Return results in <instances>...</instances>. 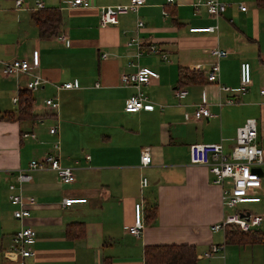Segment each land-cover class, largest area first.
Listing matches in <instances>:
<instances>
[{"label":"crops","instance_id":"crops-1","mask_svg":"<svg viewBox=\"0 0 264 264\" xmlns=\"http://www.w3.org/2000/svg\"><path fill=\"white\" fill-rule=\"evenodd\" d=\"M70 0H0V61L29 59L39 52V74L44 83L32 92V118L0 121V264H15L4 256L13 247V235L21 227L36 232L34 256L25 264H145L148 246L191 245L196 264H264L262 245H227L224 232H212L228 214L222 205V188L213 184L205 166L191 165L188 147L197 143H219L228 152L236 130L246 120L258 121V143L264 150V7L256 0H217L226 5L219 17L195 10L198 0H145L137 14L121 16L117 26L101 28L99 7L125 5L129 0H90L89 9H73ZM55 9L61 23L49 39L39 38L32 21L38 10ZM240 7H245L241 11ZM167 13V17L163 16ZM139 58L125 46L136 35ZM215 27L209 33L190 29ZM64 38V42H61ZM155 46L167 56L149 53ZM228 52L217 61L211 49ZM106 58L102 59L101 55ZM218 62V82H207L211 66ZM252 67L253 85L239 97V104L218 107L236 98L240 65ZM137 67L158 74L143 87L152 111L128 114L125 100L135 93L120 85L122 73ZM179 69L199 71L202 84L184 86V97L176 98ZM27 77L17 80L0 72V116L16 113L12 99L24 89ZM65 83H77L70 90H57ZM97 85V86H96ZM230 90L222 92L219 87ZM208 104L212 118L195 120L194 112ZM47 99L59 103L57 111L44 107ZM58 126V135L49 129ZM33 133L36 138H22ZM59 143L62 165L74 168L75 181L61 185L53 172H34L23 184L24 197L34 206L23 221L13 218L8 186L15 173L25 170L32 159H40ZM151 149V165L140 168V153ZM89 156L87 162L84 157ZM262 188L264 196V167ZM147 186L141 188V179ZM80 199L65 207L64 200ZM143 206L144 229L138 238L127 230L133 225L134 205ZM257 215L264 219V199L257 203ZM152 208L156 215L149 220ZM81 223L82 237L67 234L68 226ZM264 231V221L258 228ZM211 245L222 250L210 258L202 255Z\"/></svg>","mask_w":264,"mask_h":264},{"label":"built area","instance_id":"built-area-1","mask_svg":"<svg viewBox=\"0 0 264 264\" xmlns=\"http://www.w3.org/2000/svg\"><path fill=\"white\" fill-rule=\"evenodd\" d=\"M145 0H129L125 5L99 7V25L101 28L108 26H117L119 18L130 13L137 14L139 9L144 5ZM173 3V0H167V4ZM69 7L73 9H89L92 7L90 0H70ZM23 5V0H15V7L20 8ZM195 10L204 8L206 13L213 17L221 16L226 5L217 0H198L194 4ZM37 9H42L43 4L37 3ZM241 11H245V7H240ZM163 16L167 17V13L163 12ZM143 28L141 21L137 22L136 35L127 43L126 47L132 52V57L139 58L141 53V43L137 37L138 31ZM215 27L202 29H190V33H209L215 31ZM64 42V38H61ZM149 53L151 55H159L162 61L168 62L167 56L159 52L157 47L150 46ZM209 54L215 59L220 60L226 58L228 52L218 48L209 50ZM102 59L106 58L105 54L101 55ZM40 58L39 52L34 50L30 54L29 59H14L9 62L0 61V72L4 77H12L16 80L20 76L27 77L25 88L30 92L37 91L44 83L39 74ZM219 65L218 62L213 64L207 75V82H218ZM158 74L149 69L137 67L133 73H122L120 75V85L122 87H131L135 89V93L128 97L124 102V111L128 114L138 113L142 110L152 111L153 105L149 102L148 97L143 89L147 87L151 80L157 79ZM253 85L252 67L248 63L240 65V80L239 87L236 89V98H227L224 102H219L218 107L233 106L239 104V97L245 95L250 86ZM97 86V85H96ZM77 83H65L56 89L70 90L77 88ZM222 92H227L230 89L220 86ZM176 98L184 97L186 92L183 88H176L174 91ZM260 94L264 96V88ZM18 96L12 99V103L16 106ZM44 107L52 112L59 108V103L54 99H47L44 102ZM208 104L205 98H202V104L197 107L194 112L195 120H203L212 118ZM51 136L58 135V126H53L49 129ZM22 138L35 140L36 136L33 133H24ZM59 143H55L52 150L46 153L40 159H32L25 170L15 173V184H10L8 190L10 192L9 201L14 206L13 218L18 221H23L30 216V208L34 206L35 200L32 197L26 198L22 194L23 184L32 181L34 172L51 171L55 174L57 181L61 185H70L75 181L74 168L62 165L59 156ZM189 162L195 166H205L213 177V184L222 188V205L227 211H233L232 214H227L220 224L211 227L212 232L223 231L227 225H234L242 231H248L259 228L264 219L263 217L254 214L249 210L240 209L241 205L257 204L262 202V197L259 190L262 188V176L257 171L264 167V150L258 143V121L256 119H248L245 123L236 130L233 145L226 152L223 146V140L219 143H197L188 147ZM84 159L89 162L90 157L85 156ZM151 165V149L145 147L140 153V168H146ZM147 186V179L142 177L141 188ZM85 200L67 199L63 205L70 207L74 204L85 203ZM144 229L143 224V206L140 203L134 205V221L127 232L138 238ZM36 239V232L31 228L21 227L18 232L13 235V247L10 251L5 252L4 256L7 259L14 258L15 264H25V260L32 258L34 252L32 245ZM222 247L211 245L210 248L202 255L204 258H210L218 254Z\"/></svg>","mask_w":264,"mask_h":264},{"label":"trees","instance_id":"trees-1","mask_svg":"<svg viewBox=\"0 0 264 264\" xmlns=\"http://www.w3.org/2000/svg\"><path fill=\"white\" fill-rule=\"evenodd\" d=\"M258 8L264 7V0H256ZM32 21L38 31L39 38L49 39L55 34V30L61 23V14L55 9L38 10L32 15ZM203 75L199 71L179 69L177 87L202 84ZM32 92L26 88L19 89L16 113H4L0 121H24L31 119V106L33 104ZM156 209L152 208L149 220H153ZM224 239L227 245L247 246L262 245L264 248V231L258 228L242 231L234 225H227L223 229ZM67 234L79 239L83 234L81 223L68 226ZM196 250L191 245L148 246L143 249L145 264H196Z\"/></svg>","mask_w":264,"mask_h":264},{"label":"rangeland","instance_id":"rangeland-1","mask_svg":"<svg viewBox=\"0 0 264 264\" xmlns=\"http://www.w3.org/2000/svg\"><path fill=\"white\" fill-rule=\"evenodd\" d=\"M258 205L256 204H246V205H241L240 206V209L242 210H249V211H252L254 214L257 213V208ZM228 214H232L233 211H227Z\"/></svg>","mask_w":264,"mask_h":264},{"label":"water","instance_id":"water-1","mask_svg":"<svg viewBox=\"0 0 264 264\" xmlns=\"http://www.w3.org/2000/svg\"><path fill=\"white\" fill-rule=\"evenodd\" d=\"M257 171H258L259 173H262V172H263V169H262V168H259V169H257Z\"/></svg>","mask_w":264,"mask_h":264}]
</instances>
